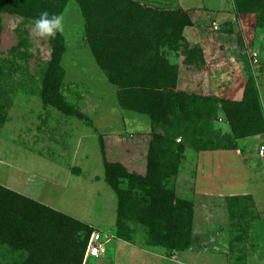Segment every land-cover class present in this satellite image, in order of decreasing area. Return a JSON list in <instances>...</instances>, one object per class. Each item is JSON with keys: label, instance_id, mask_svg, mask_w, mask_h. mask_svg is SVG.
<instances>
[{"label": "rangeland", "instance_id": "1", "mask_svg": "<svg viewBox=\"0 0 264 264\" xmlns=\"http://www.w3.org/2000/svg\"><path fill=\"white\" fill-rule=\"evenodd\" d=\"M134 1L177 9L173 0ZM258 1L262 3L254 12L240 14L234 0H178L177 10L191 24L183 28L176 51L160 48L174 69L172 92L178 95L180 118L201 119L196 129L205 133L187 140L169 132L179 167L163 184L192 203L186 251L148 246L139 227L131 241L109 239L117 228L116 199L103 179L104 159L145 175L149 143L159 129L148 108L120 102L118 87L109 82L84 39V20L73 0L60 15L66 43L61 94L79 116L42 102L49 36L38 35L34 19L1 16L0 184L92 225L103 242L108 237L105 253L90 264H264V157L257 156L264 134L245 140L250 157H241L238 152L244 149L240 143L232 145L221 108L212 113L206 104V97L241 100L246 81L253 78L264 115V28L255 27V15L264 16V0ZM21 38L24 47H18ZM132 72L127 81L133 84L138 80ZM167 73L162 69L152 77L159 83ZM210 142L220 152H201ZM16 254L0 246V264H21L25 256Z\"/></svg>", "mask_w": 264, "mask_h": 264}, {"label": "trees", "instance_id": "2", "mask_svg": "<svg viewBox=\"0 0 264 264\" xmlns=\"http://www.w3.org/2000/svg\"><path fill=\"white\" fill-rule=\"evenodd\" d=\"M69 1L0 0V42L3 14L35 20L41 12L47 11L50 17H60ZM73 1L79 5L84 20V39L109 82L118 87L120 102L133 101L138 107L148 108L155 129H159L153 132L149 143L145 175L128 172L122 164L104 159L103 179L116 199L117 228L111 238L131 241V234L139 227L148 246H158L169 252L186 251L191 243L193 206L175 197L163 184V180L176 176L179 167V155L174 152L169 132L176 131L175 135L187 140L192 134L205 133L196 129L201 117L195 122L180 118L178 95L172 92L176 79L174 69L163 60L164 52L160 48L176 51L183 41V28L191 22L180 10L148 8L134 0ZM234 1L240 14L254 12L262 3L258 0ZM255 16V27L264 28V16ZM48 43L51 50L42 73V102L67 114L78 115L63 102L61 94L60 60L66 46L65 38L58 32L54 38L49 37ZM24 45L25 40L21 38L18 47ZM162 69L167 70L168 76L158 83L152 76H158ZM134 70L138 81L128 83V75L131 77ZM0 75L5 72L0 71ZM206 102H210L206 104L212 113L217 106L221 108L233 136L232 145L238 143L237 148L245 140L264 134L263 108L253 78L246 81L241 100L206 97ZM99 141L102 142L100 138ZM257 145L259 150L264 142ZM213 148L210 142L201 152H218ZM94 231L96 229L90 224L0 185V246L9 253H23L25 258L21 264H83L84 252ZM98 258H87L84 264Z\"/></svg>", "mask_w": 264, "mask_h": 264}, {"label": "clouds", "instance_id": "3", "mask_svg": "<svg viewBox=\"0 0 264 264\" xmlns=\"http://www.w3.org/2000/svg\"><path fill=\"white\" fill-rule=\"evenodd\" d=\"M34 26L40 36L55 37L58 32L63 31L62 18L51 16L47 11L41 12L40 16L35 19Z\"/></svg>", "mask_w": 264, "mask_h": 264}, {"label": "built area", "instance_id": "4", "mask_svg": "<svg viewBox=\"0 0 264 264\" xmlns=\"http://www.w3.org/2000/svg\"><path fill=\"white\" fill-rule=\"evenodd\" d=\"M255 56H257L256 52L253 53V57ZM258 154L260 157H264V146H260ZM109 239H111V236H109ZM109 239L107 237L106 240L103 242L100 232H92L84 252L83 264L85 263L87 258H95L100 256V254L104 252V245L108 242Z\"/></svg>", "mask_w": 264, "mask_h": 264}, {"label": "crops", "instance_id": "5", "mask_svg": "<svg viewBox=\"0 0 264 264\" xmlns=\"http://www.w3.org/2000/svg\"><path fill=\"white\" fill-rule=\"evenodd\" d=\"M171 4H173V6H174V4H175V7L178 9L179 7H180V5H179V2H178V0H173V1H171L170 2ZM241 145H242V147H243V149H244V153L242 154V150H239V152H238V155L240 154V156L241 157H243L242 155H247L248 157H250V155H249V152L250 151H248V149H246V148H244L245 147V143H241ZM218 152H220V151H218ZM224 153V152H223ZM213 154H216L215 152L213 153ZM238 155H236V156H234V157H238ZM257 156H258V153H257ZM256 156V157H257ZM259 157V156H258ZM223 158V157H222ZM260 158V157H259ZM230 159H232L233 160V156H229V160ZM233 161H235V160H233ZM234 163H238L237 161H235ZM239 164V163H238ZM1 185V184H0ZM3 186V185H2ZM4 187H6V186H4ZM7 188V187H6ZM9 189V188H8ZM10 190H12V189H10ZM14 191V190H13ZM16 192V191H15ZM17 193H19V194H22V195H24L23 193H20V192H17ZM24 196H26V195H24ZM28 197V196H27ZM29 198H31V197H29ZM33 199V198H32ZM35 200V199H34Z\"/></svg>", "mask_w": 264, "mask_h": 264}]
</instances>
